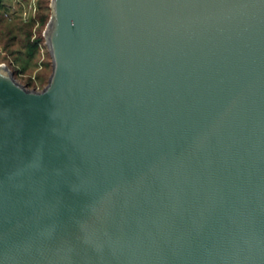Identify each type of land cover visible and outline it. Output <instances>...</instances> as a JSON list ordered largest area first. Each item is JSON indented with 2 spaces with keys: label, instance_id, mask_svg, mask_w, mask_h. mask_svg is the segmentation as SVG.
I'll use <instances>...</instances> for the list:
<instances>
[{
  "label": "water",
  "instance_id": "1",
  "mask_svg": "<svg viewBox=\"0 0 264 264\" xmlns=\"http://www.w3.org/2000/svg\"><path fill=\"white\" fill-rule=\"evenodd\" d=\"M51 74L0 66V264H264V0H52Z\"/></svg>",
  "mask_w": 264,
  "mask_h": 264
},
{
  "label": "rangeland",
  "instance_id": "2",
  "mask_svg": "<svg viewBox=\"0 0 264 264\" xmlns=\"http://www.w3.org/2000/svg\"><path fill=\"white\" fill-rule=\"evenodd\" d=\"M36 7L37 10L34 12L29 0H0V62L14 63L22 72L16 80L27 84L30 82V87L42 89L52 72V60L46 39L41 41V45H38L37 48H28L25 32L18 29L35 19L30 38H32L33 32L36 37L44 38V30L51 11L45 8L40 10L39 3ZM39 13L48 16V19L42 21L38 16Z\"/></svg>",
  "mask_w": 264,
  "mask_h": 264
},
{
  "label": "trees",
  "instance_id": "3",
  "mask_svg": "<svg viewBox=\"0 0 264 264\" xmlns=\"http://www.w3.org/2000/svg\"><path fill=\"white\" fill-rule=\"evenodd\" d=\"M39 7H40V10L43 8H45L46 10H50V8L48 7V4H47V0H40L39 1ZM38 16L42 19V21L48 19V16H45L44 14L42 15L39 13ZM34 25H35V19L32 20L31 22H29L28 25L18 28L19 30H22L23 32H25V37L28 41L27 47L28 48L31 47L33 49L37 48V46H38L37 43L39 41L41 42V41H44V39H45L42 36L35 37L34 39L30 38L32 35V28ZM25 27H28V28H25ZM23 84L27 87H30L31 83L28 82V84L27 83H23Z\"/></svg>",
  "mask_w": 264,
  "mask_h": 264
},
{
  "label": "built area",
  "instance_id": "4",
  "mask_svg": "<svg viewBox=\"0 0 264 264\" xmlns=\"http://www.w3.org/2000/svg\"><path fill=\"white\" fill-rule=\"evenodd\" d=\"M30 1V5H31V7L33 8V10H34V12L37 10V4L39 3V1L40 0H29ZM51 2H52V0H47V4H48V7L50 8V11H51V7H50V5H51ZM7 8H9V7H7ZM10 9V8H9ZM43 36H44V34H43ZM36 37V34L33 32V36H32V39H34ZM38 45H41V42L39 41L38 43H37ZM0 66H6V67H8L9 68V70H11V71H15V77L17 78L18 76H21V74H22V72L20 71V70H18V68L14 65V63H9V64H7V63H5V62H0ZM23 84V83H22ZM29 88V87H28ZM30 88H34V89H36V90H40L39 88H37V87H34V86H31ZM29 88V89H30Z\"/></svg>",
  "mask_w": 264,
  "mask_h": 264
}]
</instances>
